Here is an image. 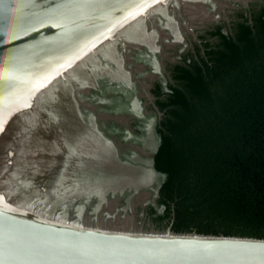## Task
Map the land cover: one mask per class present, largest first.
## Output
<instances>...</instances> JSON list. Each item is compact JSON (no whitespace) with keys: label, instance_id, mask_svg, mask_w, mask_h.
<instances>
[{"label":"water","instance_id":"obj_1","mask_svg":"<svg viewBox=\"0 0 264 264\" xmlns=\"http://www.w3.org/2000/svg\"><path fill=\"white\" fill-rule=\"evenodd\" d=\"M262 5L0 0V264H264V237L153 220L166 210L156 85Z\"/></svg>","mask_w":264,"mask_h":264},{"label":"trees","instance_id":"obj_2","mask_svg":"<svg viewBox=\"0 0 264 264\" xmlns=\"http://www.w3.org/2000/svg\"><path fill=\"white\" fill-rule=\"evenodd\" d=\"M251 15L208 30L217 40L173 66L177 84L154 89L165 112L156 167L166 210H149L159 226L264 237V5Z\"/></svg>","mask_w":264,"mask_h":264},{"label":"flooded vegetation","instance_id":"obj_3","mask_svg":"<svg viewBox=\"0 0 264 264\" xmlns=\"http://www.w3.org/2000/svg\"><path fill=\"white\" fill-rule=\"evenodd\" d=\"M239 14V13H238ZM251 17H252V15H251ZM223 27H222V30L224 31V32H228V31H230L231 29H232V25L230 26V25H222ZM227 28V29H226ZM217 29V27H213L212 29H210L209 31H214V30H216ZM206 38L204 37H202L201 36V39H203V44L205 45V42H207L208 40L209 41H211V43H213V42H215L216 40H217V37H213L212 36V34H208V33H206ZM199 47H201L200 45H196V48H197V50H198V48ZM204 48H205V46H204ZM189 53H191V52H189ZM188 52L187 53H185V54H183L182 55V59L184 60V58L187 56V54H189Z\"/></svg>","mask_w":264,"mask_h":264}]
</instances>
